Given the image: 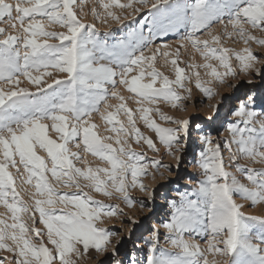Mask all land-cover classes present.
I'll list each match as a JSON object with an SVG mask.
<instances>
[{"label": "snow or ice", "instance_id": "1", "mask_svg": "<svg viewBox=\"0 0 264 264\" xmlns=\"http://www.w3.org/2000/svg\"><path fill=\"white\" fill-rule=\"evenodd\" d=\"M85 2L0 0V207L6 210L0 213V250L12 254V264H79L90 251L118 256V233L101 225L125 213L91 192L121 199L129 208L137 203L135 189L154 198L142 178L163 177L161 169L170 172L173 166L133 145L156 154L163 146L178 169L191 141L202 145L194 154L198 176L190 181L195 187L169 201V219L162 224L169 248L160 246L159 229H153L143 260L133 255L130 264H264V216L246 215L237 203L239 198L252 207L264 205V168L241 163L264 165V97L250 93L238 101L228 113L234 119L226 118L224 139L205 132L193 140L192 128L200 126L160 107L185 111L193 77L208 99L219 95L213 85L235 87L228 83L238 78L233 59L243 74L262 75L257 64L264 56L247 45L264 47V38L254 35L264 34V0H98L102 11L93 7L91 14L104 24L121 23L114 8L132 9L133 15L149 9L124 35L102 34L96 23H86ZM216 25L246 47H224L213 35ZM56 27L61 30H50ZM170 33L180 40L170 59L174 78L156 67L157 54L169 63V52H152L154 40ZM185 41L205 61L189 63L191 73L181 67ZM200 68L210 79L202 80ZM25 81L32 88L23 87ZM212 109L220 110L218 104ZM94 117L108 135L100 134ZM88 155L107 166L93 167ZM196 237L207 238V247Z\"/></svg>", "mask_w": 264, "mask_h": 264}, {"label": "rangeland", "instance_id": "2", "mask_svg": "<svg viewBox=\"0 0 264 264\" xmlns=\"http://www.w3.org/2000/svg\"><path fill=\"white\" fill-rule=\"evenodd\" d=\"M121 2L128 3L129 0H121ZM150 2H152V0H150ZM82 6L84 12L87 13V15L83 17L84 21L86 23H96L98 30L102 34L106 32H115L117 35H124L128 30H130V27L136 26L137 21L143 22L141 18L146 16L149 11L148 8H143L141 12L135 13V15H133L132 9L121 10L114 8L113 11L121 17V23L117 24L114 21L109 20L107 24H104L97 21L91 14L93 7H96L98 11H102V9L99 8L98 0H86ZM135 7H139V5L137 4ZM125 16H127V19H124ZM122 25L126 27L122 28ZM50 30L60 31L61 29L56 27ZM228 31L231 32L230 27ZM145 34L147 35V33ZM213 35H219L221 37L222 45L229 49H233L234 51H241L244 47H246V45L240 41L238 37L233 36L231 39H229L225 34L223 25H216L213 29ZM254 35H256L258 38H264V34H261L258 31L254 32ZM201 39H207L211 41V37L207 35H201ZM165 44L168 45L167 48L163 47ZM185 44L186 47L181 49V60L183 61L181 67H185L187 72L191 73L193 70L187 68L189 63L204 64L205 61L199 55V53H197L191 47L190 43L185 41ZM179 45L180 40L178 36L172 33L167 36L156 38L152 45V52H155L157 48H160L161 52H169V63H165V58L157 54L156 67L170 78L175 77L174 71L170 64V59L175 58L174 53ZM247 46L252 48V51L255 55L264 56V47L256 45L255 43H250V45ZM146 55H151V52L146 53ZM232 62L233 66L237 69L238 78L229 77L228 83L234 84L235 87H228L227 85H213V87H215L219 92V95L212 99H208L203 95L202 92L196 89L195 77H193L192 82L188 85L192 89V95L189 100L184 102V106L186 108L185 111L173 109L167 104L160 105L161 110L166 114L177 119H190L192 125L200 126L199 129L195 127L192 128L193 140L198 141V135L201 136L205 132L211 134L214 138H227L229 134L224 131L226 118L227 121L234 119V117L229 116L228 113L237 106L238 101L245 98L250 93L256 94L258 97H264V63L257 64V67H259L262 71L261 76H249L240 72V65L235 59H233ZM212 63L218 66V62L212 61ZM199 71L201 73L202 80L206 81L210 79V76L205 75V70L203 68H200ZM249 79L252 80L251 84L248 83ZM22 86L32 88V86L28 84L27 81H25ZM121 94L124 95L126 100L129 101V107H132L133 109L137 107V105L131 101L130 94L127 91L121 89ZM111 103L118 104L119 101L113 99ZM217 104L219 105L220 110L219 112H214L212 105ZM209 116L212 117L211 120L208 119ZM94 120L100 126L98 129L100 134L108 135L109 133L104 131V122L100 120L99 117H94ZM139 126L141 127V130L147 135H151L154 140L156 139L154 134L145 129L142 123H140ZM53 138H55V136H53ZM133 147L137 151H146L148 157L150 158L159 159L163 164L173 166L172 171L169 172L167 170L161 169V171L164 172V176L161 177L157 173L154 180L151 177L142 178L143 183L148 188L155 190V195L154 198H149V195L146 192H141L139 189L133 190L131 192V196L135 201H137V203L132 208L127 207L121 199L109 200L98 193L91 192L95 199L103 200L107 204H119L125 213L123 216L105 218L104 223L101 225V227H104L111 232L118 233V241L117 237H114L113 239L114 242H116L117 252L119 255L110 257L109 254L98 255L94 251H90L89 255L84 257L79 262V264H116L117 260H119L121 264H130L129 257L133 255L137 259L143 260L147 247L145 241L151 238L153 229H159L160 246L162 248H169V244L165 240L166 231L162 227V224L167 222L169 219V201L172 198H175L177 191H186L195 187V184L190 182L194 181L198 176V169L195 167L194 154L198 153L202 145L199 143L193 144L190 141L188 147L184 151L183 160L178 169L174 167L176 161L171 156L167 155L166 150L161 145H158L160 148L159 154L147 150L146 146L141 148L140 146L134 144ZM41 154L44 155V153ZM87 159L93 167L107 166L91 155H88ZM241 163L253 168H264V165L255 164L251 161H241ZM73 190L74 189H61V191L68 192ZM25 199H28L27 195H25ZM139 201L144 202L143 207H141ZM237 203L243 204L242 211L246 215L264 216V205L252 207L249 201L239 198H237ZM5 212L6 210L3 207H0V213ZM133 220L135 223L132 222ZM37 226L41 228L43 227L42 225H39L38 221ZM206 239L207 238L201 237L195 238L196 242L200 243L202 248L207 247ZM5 257H7L5 264H12L14 259L12 254L0 250V260L4 259ZM209 259H212L211 255H209Z\"/></svg>", "mask_w": 264, "mask_h": 264}, {"label": "bare ground", "instance_id": "3", "mask_svg": "<svg viewBox=\"0 0 264 264\" xmlns=\"http://www.w3.org/2000/svg\"><path fill=\"white\" fill-rule=\"evenodd\" d=\"M200 136L198 135V138H199Z\"/></svg>", "mask_w": 264, "mask_h": 264}]
</instances>
